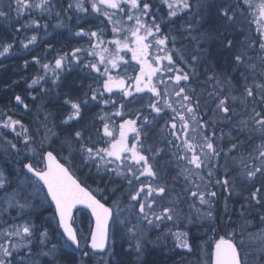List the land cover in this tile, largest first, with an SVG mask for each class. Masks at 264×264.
Segmentation results:
<instances>
[{
	"label": "snow or ice",
	"instance_id": "snow-or-ice-1",
	"mask_svg": "<svg viewBox=\"0 0 264 264\" xmlns=\"http://www.w3.org/2000/svg\"><path fill=\"white\" fill-rule=\"evenodd\" d=\"M36 12L40 15L14 31L38 32L43 27L47 33L48 18L64 28L62 16L70 23V13L93 15L99 23L86 29L77 21L72 35L87 37L88 49L58 54L54 64L41 65L33 56L31 62L41 65L44 75L32 77L27 89L49 95L50 89L41 86L51 79L59 90L61 74L73 68L88 74L95 86L75 101L66 93L64 104L71 113L51 127L47 114L40 119L43 104L36 107L35 130L24 123L21 113L32 112L26 100L34 104L37 95L16 94L3 106L7 111H0V264H34L37 242L48 248L49 228L35 222L39 210L51 212L45 222L55 221L60 240L45 257L55 261L71 249L81 253L80 260L97 257L96 264H117L115 241L125 237L136 239L139 260L146 229H164L158 239L171 238L174 248L192 253L193 227L208 223L215 232L220 225L235 223L233 214L258 215L264 225V0H68L66 7L62 0L59 5L57 0H0V21L9 25ZM181 17L186 19L177 31L173 25ZM205 24L209 28L201 32ZM38 38L33 34L21 39L22 48L35 45ZM15 41L14 36L11 43H0V58ZM223 52L228 58L218 68L216 53ZM94 107L113 111L86 119L85 112ZM165 156L169 159L162 162ZM84 168L103 188L90 190L78 178L76 172ZM166 169L178 170L171 182ZM118 191L115 207L106 206ZM124 197L127 203L121 209ZM241 197L239 207L230 210L228 201ZM84 212L94 221L84 246L89 251L82 249L73 226L76 214ZM246 224L255 227L254 222ZM235 235L233 231L228 239L216 241L211 264H253L250 255L256 256L254 264H264V232L250 234L249 239L261 241L254 252L243 251V232L239 243Z\"/></svg>",
	"mask_w": 264,
	"mask_h": 264
},
{
	"label": "trees",
	"instance_id": "trees-1",
	"mask_svg": "<svg viewBox=\"0 0 264 264\" xmlns=\"http://www.w3.org/2000/svg\"><path fill=\"white\" fill-rule=\"evenodd\" d=\"M3 2L6 3L7 0H3ZM60 3H61V0H57V4L59 5ZM62 3H63V5H67L68 0H62ZM72 15H73V17L71 20V25L66 24L65 27L71 28V31L75 32L77 21L78 20L80 21L81 18L74 17L75 13H72ZM12 16L15 17L14 12L12 13ZM31 18H33V16L30 17L29 15L26 14L18 22H13V23H11V25H9V23L7 21H0V43H11L13 41V37L14 36L16 37L15 47L11 49V51L8 55H6L3 58H0V85L3 84L4 82L8 81L10 79V77L15 76V75H12L10 73V71H18L19 70V68H20V66H19L20 61L18 60L19 56L26 58V59L32 58L36 52L35 49L33 48V46H31L27 49L22 48L21 42L17 40V37H19L20 35L23 36L24 38L29 37L30 35H33L34 34L33 30H28L26 32H20V33H16L14 31V29L18 26V24H24L26 21L30 20ZM184 19H186V17H181L180 19L175 20V23L173 26L177 29V31H179L180 25ZM63 22L65 24L64 20H63ZM193 23H195V21H193ZM92 24H95V23H92ZM80 26H82V22H81ZM91 27H93V25ZM208 28H209V25L205 24L204 27L201 28V32L206 31ZM59 30H61V29H59V28L55 29L56 32H59ZM108 31L109 32L111 31L110 27H109ZM165 31H167V29H165ZM252 31H253V33L255 32V25H253ZM242 38H243L242 36L236 37L237 40H240ZM80 43H81V41H80ZM186 43H188V42L187 41L181 42V44H186ZM181 44H178L177 47H180ZM72 46H74V48L79 47L75 44V42L73 43ZM56 47L60 48L62 46H60L58 44V45H56ZM0 51H2V47H0ZM45 55H47V54H44V55L41 54L40 57L44 58ZM128 55H129L128 57H130V54H128ZM216 55H217V60L215 62H216L217 67L219 68L220 65H222L225 62V60L228 58V53L227 52L216 53ZM9 58H15L16 60H7ZM24 70L29 71V74L26 76L25 80L21 81L19 84H16L15 86L14 85L13 86L15 87V92H18L19 94H22L24 96L37 95L40 97L39 99H37L35 101L34 104L30 99L26 100V102L32 108V112L21 114V115H23L24 123L30 124L31 127L33 128V130H35V128L37 127V124L34 121L36 120V116H37L36 107L38 105H42V104L44 105L40 109V119L43 120L44 115L47 114L48 120H49V126L51 127L54 122L58 123L60 120L65 118V116H64V114H62L61 110L62 109H68L70 107V105L64 104V99L66 98L65 97L66 93L68 94L67 98L69 100L75 101L78 97H79V99H83L82 93L90 85L95 86V82H92L91 78H86V76L88 74H86L84 72V75L62 76L61 82L63 84V87L59 88V90H57L55 87H53L52 81H51V79H49L48 83L42 85L41 87L49 88L50 93H49V95H41L39 88H37L35 92H30L27 89L28 82H30L31 78L35 76L32 74V71L35 69H34V65L32 64L31 61H29L28 66L25 67ZM230 70H231L230 68L227 69V71H230ZM80 84H82L83 87H79V88L74 87V85H80ZM197 88L199 89V86H197ZM10 92L11 91H9V93ZM23 92L25 94H23ZM7 93L0 90V111H6L7 109H5L3 106L8 105L9 102L12 101L14 98L13 95L6 97ZM232 94L233 95H239V93H232ZM89 95H91L90 92H89ZM60 105H61V107H60ZM12 106H14V103ZM111 109L112 108H99V107L91 108V111L85 112V118L90 120L94 114L102 113V112H109ZM9 114H11V113H9ZM14 118H20V116L18 115V116H15ZM224 130H225V132L228 131L227 128H225ZM53 131H56V129L53 128ZM42 134L43 133H41V135ZM2 148H3V145H0V155H2ZM61 155L66 156L67 154L65 155V153H61ZM78 164H79V161H77V165ZM76 175L78 176V178L80 180H82L84 182V184L90 190H97L98 188H103V185L98 183L99 178L94 176L92 173H90L87 168H84L80 171H77ZM182 183H183V178H181V184ZM177 186L179 187V185H177ZM108 187L111 188L112 185H109ZM248 194L249 193H247V192L243 193V195H245V196ZM105 197H108V193H105ZM119 197H120V192L118 191L115 196L108 197L107 203L111 204V202L113 200H116ZM100 198L104 201L103 197H100ZM126 200H127V197H124L125 202H126ZM223 200H224V197L221 196V198H220L221 202H220V206H219V212L220 213H222L224 210L223 209ZM241 202H242V197L239 199L234 198V199L229 200L228 201L229 209L231 210L233 208H238ZM47 214L49 215V214H51V212L49 211V212H47ZM249 217H257L256 222H254L255 227H252L250 224H246V221L251 222V220H249L248 216L241 217V216L236 215V214L232 215V220L235 221V223H230L227 225H220V227L215 232L212 231V229L208 226V223H204L203 227H193L191 229V233L194 236V239H192L191 243L194 242V244H196L198 246V249H199V245H200L199 239L205 237L202 234V232H206L207 236H209L211 238V240H213V239H218L221 236H228V234L233 232V231L249 233V232H254L255 230H258V229L264 227L263 225L260 224L258 215H251ZM217 219L219 220L218 214H217ZM223 219L227 220L228 217L224 216ZM35 222L38 225L43 224L44 227L49 228V236L56 235V231H55L56 224H52L51 227H49V224L47 226V223L43 220V211L42 210H40L39 214L36 216ZM213 227H215V225H213ZM185 230H187V229H185ZM195 235H197V236H195ZM156 238H153V236H151L150 233L148 234L147 239L144 240V252L142 253L138 262L136 261L135 264H140L141 261H142V264H171L172 259L175 256V253L173 251H171V249L168 247V245L165 246L162 242H160L159 245L156 246V243H158V240H159V239L157 240ZM234 240L236 243L238 242L236 235H235ZM40 248L41 247L39 246V244L37 242V247L33 248V253H34L33 255L38 254V250ZM82 249L84 251H89L86 247H84ZM121 250L122 249H120L119 251L116 252L117 260H115V261L117 262V264H131V261L125 259V253L121 254ZM172 250H174V249H172ZM196 251H197V248L195 247L194 251L192 253H189L192 256V258H193V253H195ZM180 253L183 256H185L188 253V251L185 250L184 252H180ZM72 254H74V253L72 252ZM127 254H128V258H130L131 257L130 251H128ZM89 255L91 256L90 252H89ZM196 256L197 255H195V257ZM79 259L80 258H78L75 254L72 257H69V255H67L66 252L63 251V253L59 254V258H58L57 262L59 261L60 264H77V261H79ZM92 259L93 258L81 260L80 264H95L92 262ZM183 260L186 261V257L183 258ZM43 261H44V259H41L42 264H44ZM34 264H36V263L34 262Z\"/></svg>",
	"mask_w": 264,
	"mask_h": 264
},
{
	"label": "rangeland",
	"instance_id": "rangeland-1",
	"mask_svg": "<svg viewBox=\"0 0 264 264\" xmlns=\"http://www.w3.org/2000/svg\"><path fill=\"white\" fill-rule=\"evenodd\" d=\"M89 24L91 26V23H89V22L86 24V26L89 25ZM88 28H90V27H88ZM85 39L88 40L87 37H85ZM72 47H74V46H72ZM128 54H130V53H128ZM128 54L126 55V59L131 60V54H130V57H128L129 56ZM127 71H128L129 75H132L133 74V66H129ZM26 76L27 75L22 74V75H15L14 77H10V79L8 81H6V82H4L3 84L0 85V90L4 91L5 93L8 92L6 94V97H9V96H12V95L14 97L16 94H19L18 92H15V87L14 86L16 84H19L21 81L25 80ZM91 81L95 82L93 79ZM14 82H18V83H14ZM9 91H11V92L9 93ZM23 94H25V93L23 92ZM12 107H13V110L19 111L18 109L15 108V105L12 106ZM60 107H61V105H60ZM129 107L130 108L131 107H139V105H129ZM112 111H113V109H111L108 113H111ZM61 112H62V114H64L65 117H67L71 113V108L69 107L68 109H62ZM21 114H24V113H21ZM119 123H120V120H119V118H117L115 120V124L117 125V127H118ZM162 123H163V121H161V124ZM66 154L67 153L65 152V155ZM168 159H169V157H167V156L162 157V162L163 161H167ZM169 168L170 169H174L175 165L174 164H170ZM177 171L178 170L169 171V170L166 169L167 179L169 180V182H171L172 177L177 175ZM114 201L115 200H113L111 202V204H110L111 207H115L114 204H113ZM126 203H127V200H126V202L124 204L120 205L121 209H123L126 206ZM39 212H40V210H39ZM16 214L17 213L15 211H11L10 212L11 216H16ZM50 215L51 214L48 215L47 212L43 211V220L45 221V218L50 217ZM248 218H249V220H251V222L252 221L256 222V220H257V217H249L248 216ZM3 219L7 220L8 223H13V221L9 219V215H4ZM81 220L83 222H81ZM197 223H200V222L197 221ZM48 224H51V225L55 224V221L48 222L47 226H48ZM74 225L78 229V234H79L80 241H81V247L84 248V246H85V244L87 242V238H88L89 233H90V228H91L90 217L88 216V214L86 212H84L83 216H81L80 213H77L76 214V223ZM181 227H183V226H181ZM145 231H146V236H145L144 240L147 239L149 233L151 234V236H153V238L157 237L156 239L158 240V238L161 237L162 232L164 231V229H161L160 231L152 230L150 232L146 229ZM260 232H264V227L260 228L258 230H255L254 232H249V233L243 232L244 233L243 251H245V252H254L256 249L261 247V241H259L258 239H255V238L249 239L250 234L253 237H255V235L257 233H260ZM235 233H236V238L238 239L237 243H239L240 240H241V235H240L241 232L237 231ZM202 234L205 237L199 239V241H200L199 249H198V246L196 244H194V242H193V244L197 248V251H196L197 253L196 252L193 253V258H192V256L189 253H187L185 256H183L180 253V252H184L185 249H176V248H174L173 247V241H172L171 238L167 239L166 241L163 240V239H159L158 243H156V246H158L159 243L162 242L165 246L168 245V247L171 249V251H173L175 253V256L172 259L171 264H189V263L193 264V262H195V264H211L210 263L211 253H212L213 245H214L216 239L211 240V238L209 236H207L206 232H202ZM195 236H197V235H195ZM58 243L60 244V240L57 237V234L49 236L48 248H51L52 245H59ZM135 244H136V239L135 238L125 237L124 240H121V239L117 238L116 241H115L114 249H113V251L115 252V256L113 257V259L117 260L116 252L119 251L120 249H122L121 250V254L125 253V259L126 260L131 261V264H135L136 261L138 262L137 254L135 252ZM130 245H131V248H130ZM48 248L41 247L38 250V254H35V255L32 256V258H31L32 261L35 262L36 264H42L41 259H44V261H43L44 264H60L59 261L57 262L58 259L54 262L52 260L51 256L45 257L43 255V253L48 251ZM172 249H174V250H172ZM64 251L66 252L67 255H69V257H72L75 254L78 258H80V255H81L80 252L72 254V250L71 249H65ZM128 251H130V253H131L130 254L131 255L130 258H128V254H127ZM195 255H197V256L195 257ZM185 257H186V261L183 260V258H185ZM92 258H93L92 262L96 264V261H97L98 258L97 257H92ZM248 259H249L250 262H253V264H254V262L256 261V256L255 255H250L248 257ZM79 261H77V264L81 263L80 259H79ZM101 264H102V262H101Z\"/></svg>",
	"mask_w": 264,
	"mask_h": 264
},
{
	"label": "flooded vegetation",
	"instance_id": "flooded-vegetation-1",
	"mask_svg": "<svg viewBox=\"0 0 264 264\" xmlns=\"http://www.w3.org/2000/svg\"><path fill=\"white\" fill-rule=\"evenodd\" d=\"M64 7H66L67 5H63ZM57 10H59L57 8ZM39 12H36L33 14V18H35L36 16H39ZM70 15H72V13H70ZM73 17V15H72ZM74 17H79L81 18L80 21L82 22V26L83 27H91L93 25V27L91 28H95L97 26V24L99 23V20L93 16L90 15L88 17H83V16H78V15H74ZM62 19L65 21V25H71V22L69 23L66 16H62ZM87 19L90 24L86 26L85 23H83V20ZM45 23L44 20H41V25H43ZM47 23L49 25L48 29H47V33H45L43 27L40 28V30L38 32H34V34L38 35V40L36 42L35 45H33V48L35 49V54L34 56H37L40 58L41 61V65L44 63H49L52 62L54 64V58L58 55V54H64V53H71L72 49V45L75 42V44L77 46H79V48H84V49H88L89 44H88V40L84 38H76L72 35V33H74L73 31H71V28H59L61 30H59V32H56L55 29H57L55 27V25L58 23L57 19L55 18H48L47 19ZM95 23V24H92ZM110 33V32H109ZM20 35L19 37H17L18 41H21V39H23V37ZM106 38H111V36L109 35ZM81 41V43H80ZM84 43V44H83ZM60 45L62 47L57 48L56 45ZM52 45V49L51 50H47L48 46ZM76 48V47H75ZM78 48V47H77ZM41 54H47L45 55L44 58H41L40 55ZM7 60H16L15 58H9ZM18 60L20 61V68L18 71H10V73L12 75H28L29 71L24 70L25 66H24V61H31L32 58H23L21 56H19ZM34 65V69L32 71L33 75H44L43 71L41 70V65H37L35 63H32ZM50 75V74H49ZM62 76H68V75H84V72H82L79 68H73L70 71H64L62 74Z\"/></svg>",
	"mask_w": 264,
	"mask_h": 264
},
{
	"label": "water",
	"instance_id": "water-1",
	"mask_svg": "<svg viewBox=\"0 0 264 264\" xmlns=\"http://www.w3.org/2000/svg\"><path fill=\"white\" fill-rule=\"evenodd\" d=\"M101 202H103L102 200H101ZM106 206H109L108 204H106ZM110 207V206H109ZM89 213V215H90V212H88ZM92 221V224H91V227L92 226H94V221L93 220H91ZM74 226V225H73ZM221 237H219L218 238V240L220 239ZM225 239H228V238H226V237H224ZM88 240H90V233H89V237H88ZM88 242V241H87ZM214 246H215V244H214ZM214 246H213V249H212V253H213V251H214ZM212 253H211V261H212Z\"/></svg>",
	"mask_w": 264,
	"mask_h": 264
}]
</instances>
